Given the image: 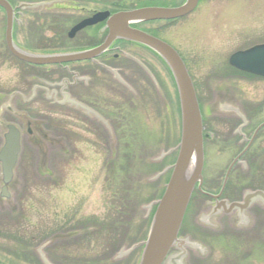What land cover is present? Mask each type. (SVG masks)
<instances>
[{"label": "rangeland", "instance_id": "374dc122", "mask_svg": "<svg viewBox=\"0 0 264 264\" xmlns=\"http://www.w3.org/2000/svg\"><path fill=\"white\" fill-rule=\"evenodd\" d=\"M91 1L87 10L120 2ZM183 2L128 3L176 6ZM84 14L62 9L65 23L56 26L68 32L74 20ZM31 15L32 11L25 9L14 28V39L21 49H42L39 35L48 37L53 31L41 24L32 25ZM55 20L50 18L47 23ZM146 27L185 61L202 106L206 134L214 116L209 113L215 105L209 104V100L214 101L211 89L218 91L217 97L223 94L219 117L223 127L214 130L217 140L223 136V153L220 143L211 147L206 141L205 151H214L212 157L205 152L203 170V177L213 173L220 182L229 163L245 146V137L264 123V80L235 72L228 65L233 53L264 43V0H201L194 13L182 20ZM4 28L5 23H0L1 42ZM74 44L68 41L67 47ZM126 50L141 66L137 68L120 56L116 68L101 72L92 86L99 108L93 115L99 122L94 133L85 129L84 125L92 127L73 112L48 105L42 98L22 104L32 97L35 69L3 50L0 101L4 98L5 102L0 107V122L18 125L22 136L11 197L0 199L1 264H138L140 249H130L145 239L146 213L150 203L159 199L168 177L164 171L176 156L171 152L178 144L179 120L175 88L166 67L148 51ZM218 70L223 72L221 84L212 74ZM7 109L23 119L15 122ZM243 114L249 123L240 127ZM26 121L34 127L30 135L24 127ZM2 134L0 128V147ZM242 163L230 174L225 195L229 200H240L254 188V177L264 174V129ZM196 204L195 199L189 205L179 239L198 248L186 247L182 264H264V224L256 234L261 216L252 214V218L245 213L243 221L233 214L224 216L214 220L222 230L215 233L195 213Z\"/></svg>", "mask_w": 264, "mask_h": 264}, {"label": "water", "instance_id": "95a60500", "mask_svg": "<svg viewBox=\"0 0 264 264\" xmlns=\"http://www.w3.org/2000/svg\"><path fill=\"white\" fill-rule=\"evenodd\" d=\"M199 0H185L176 8H143L121 12L113 15L107 21L108 36L99 48L79 53L65 55L39 56L22 51L11 40V10L0 1V6L7 11V26L5 33L6 46L9 53L18 61L32 66H51L90 60L102 53L115 40H125L140 44L153 51L168 68L177 93L180 116V137L175 150V162L170 168L171 173L160 199L153 203L156 206L149 225L146 240L132 247L142 246L138 264H163L171 248L176 246L181 254L168 259V264H182L185 255L184 247H193L186 240H178L177 235L187 208L191 193L202 182L203 138L201 116L191 80L178 54L166 43L131 28L145 22L173 21L192 13ZM31 8L23 5L20 8ZM107 13L97 14L74 27L69 36L72 37L81 29L103 22ZM229 65L237 70L264 78V44L245 51L236 52L229 58ZM17 115V114H16ZM17 117H19L17 115ZM23 119L22 116H20ZM19 118V119H20ZM3 146L0 149L1 189L0 199L8 201L9 188L13 180V170L20 154V134L13 125L1 124ZM264 127L261 125L256 132ZM259 193L245 194L242 204H232L229 210H245L255 200ZM150 208V207H149ZM45 264H47L45 262Z\"/></svg>", "mask_w": 264, "mask_h": 264}, {"label": "flooded vegetation", "instance_id": "af4514ba", "mask_svg": "<svg viewBox=\"0 0 264 264\" xmlns=\"http://www.w3.org/2000/svg\"><path fill=\"white\" fill-rule=\"evenodd\" d=\"M0 1L5 2L7 5L10 6V9H12L10 18L13 21L12 40L15 42V44H16V41L14 39V28L18 24L19 22L18 20L24 17V11H20L18 9L19 4L21 3H28L34 6L31 9L33 15H31V18H30L32 25L35 26V25L41 24L42 26H45L47 29H49V31H53L52 35L48 37H43V35L41 34L39 35L38 41L42 45L41 47H43L44 45V48L38 49L34 47L29 50L23 49L30 53L41 54V55H51V54L61 55V54H68L71 52L87 51V50L98 48L106 40V37H107L106 24H107V19L110 16H112L114 13L119 12V11H127L131 9H142V8L149 7L148 5L138 6V5L128 3L129 0H120V2L118 1L117 4L113 2L111 7L98 8V10H87L86 6L92 2L91 0H28V2H24L21 0H0ZM115 6L117 8H113ZM155 7L172 8L174 6L160 5V6H155ZM62 9H70L72 11L78 10L82 14H84L85 12L86 13L84 14V16L80 18H76L74 22L72 23L69 31L66 32V30H64L63 27L61 29V26H59V28H57L56 26L58 23H65L62 20L63 18H66L64 15H62ZM100 13H107L108 18L101 23L83 28L82 30L76 32L72 37L69 36L71 30L75 26H77L78 24H80L81 22L85 20L93 18L94 16ZM53 17L54 19L56 18L57 20L53 21L54 23L53 22L47 23V20ZM7 18H8L7 12L5 11L3 7L0 6V23L4 22L5 27L7 23ZM40 21H43L44 23H41ZM152 24H156V23H145V24H141V25L133 26V27L145 32L146 34L160 38L159 36L153 34L146 27ZM58 25H61V24H58ZM51 26L53 27L56 26V27L52 28ZM0 34L2 35V32H0ZM2 40L3 42H1L0 40V58L3 59L4 57L3 50H5L6 55L9 56V54L5 46L4 35H3ZM68 41L72 43L76 42V44H74L73 47L68 48L67 47ZM130 48L131 49L134 48L137 50H143V51L145 50V51L152 53L147 48L141 45L135 44V43L125 42V41H115L102 54L93 58V60H87V61H82V62L72 63V64L47 66V67H34V66L30 67V68L35 69V72L32 74V77H31L32 85L30 88V91L33 90L35 93L33 100H37V98H42V100L48 105L57 106L63 110L73 112L80 121H83L91 125L92 130H90L86 125H84L83 127H85V129H87L89 132L94 133V129L95 128L98 129L99 127L98 126L99 122L94 118L93 115L95 114V112L99 113V108L97 107L98 106L97 96L94 93L92 86L95 84L97 78L101 76L100 75L101 72L102 74H104L107 69L109 68L114 69V67L116 68L115 65L119 63L120 56H122L128 63L133 64L137 68L141 66V63L137 59V57L133 56L132 54L129 53V51L126 50ZM118 71H120V69ZM212 74H216L217 79L219 80L220 84L223 83L222 70L220 72L218 70L217 73L213 72ZM211 84L209 85L210 89H211ZM211 92H212V97L214 101L209 100V104L212 105L213 102H215V105L213 108H209V113L214 116H212V119H211L213 120L212 127L211 125H209V128L211 129L207 128L209 133L206 134L204 132L205 127L203 124V148H204L203 170L205 168L206 155L208 157H212L213 155L212 151H214V149L209 150L208 153L205 151L206 141L211 145V147H215L218 143H220L219 150L221 153H223V136L219 135V140H217L215 138L217 136L214 134V130L218 129L216 128V126L223 127V118H219L223 113V94L217 97L218 91H213L211 89ZM220 92H223V89H220ZM195 93H196L199 109H200L202 120H203L202 106H201V103L199 102L196 89H195ZM69 101H74L78 105V108L76 110L71 108L73 106L69 105ZM239 110L242 112L241 108H239ZM176 111L178 115L177 106H176ZM243 116L246 121V126H248L249 120H246V117L244 114ZM215 121H218L221 123H218ZM111 122L112 121L109 119V123ZM220 129L223 130V128H220ZM91 133L88 135L92 136ZM258 133L255 134V129H254L253 133L248 138L245 137L244 139L245 146L241 149V151L238 152V154L229 163L224 173V176H222L220 182L217 180V178L214 179L213 173L209 175V178L207 176L206 178L205 175H204L205 177L204 178L203 173H202V182H201L200 187H196L192 192L189 205H191V202L196 199L197 204L195 206V209H196L195 213L196 214L199 213L198 215L202 217V221L208 226H210L209 229L212 232H215V233L222 232L220 228L217 229V225L214 224V220L218 222L224 216L233 214L236 216V218L243 221L245 213H247L250 217L253 216L252 214L257 215L258 217L261 216L262 221H259L258 227L256 226L257 227L256 234L260 233L262 229L261 226L264 224V174L262 172L260 173L261 174L260 176L254 177V181L256 178V181L254 183V188L247 190L250 192H258L259 194H261V196L260 195L257 196L255 200H253V202H251L245 210H240V209L229 210L228 209V206L232 204L243 203L244 194L242 195L240 200H229L225 196L226 191H227V186H228V180H229L231 172L233 171L235 166L240 167V165H243L242 159L249 153L251 145L254 142V139ZM44 136H46V134H44ZM244 150L245 152L243 153ZM205 152H206V155H205ZM210 169L211 170L214 169L213 164L211 165ZM202 204H204L205 206L204 209L203 208L201 209L200 205ZM189 205H188L187 211L190 207ZM258 211H260L261 213H259ZM202 213L204 215H202ZM180 236L181 234L179 233V237ZM180 254H181L180 250H178L176 247L172 248L167 256V260L163 264H168L169 258L177 257ZM185 254H186V251H185Z\"/></svg>", "mask_w": 264, "mask_h": 264}]
</instances>
